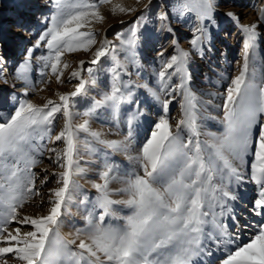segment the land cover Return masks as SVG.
Returning <instances> with one entry per match:
<instances>
[{"label": "snow or ice", "instance_id": "6c2138e0", "mask_svg": "<svg viewBox=\"0 0 264 264\" xmlns=\"http://www.w3.org/2000/svg\"><path fill=\"white\" fill-rule=\"evenodd\" d=\"M45 3L50 11L37 18L39 31L17 25L31 42L11 73L22 82L19 94L9 97L11 110L0 115V264H214L218 254L220 264H264V57L254 58L264 44L258 31L264 29V4L257 23L241 24L238 13H223L238 25L243 43L236 74L222 75L223 91L209 94L219 97L215 108L222 113L221 129L211 132L203 123L202 97L193 89L191 63L212 53L221 0H171L155 22L147 15L152 0L143 11L113 0ZM105 5L113 16L139 14L120 20L127 27L112 40L107 30L97 40L92 25L105 19ZM173 20L190 26L188 48L180 47ZM150 26L173 37L172 53L158 51L154 83L138 84L132 76H142ZM77 52L91 59L73 67L66 56ZM8 63L0 54L5 84ZM34 70L43 86L53 79L76 83L56 92L58 99L37 104L30 92L44 87L36 88ZM140 88L158 107L147 128L150 112ZM77 98H90L83 111H74ZM173 101L180 107L175 122L168 116ZM108 117L122 139L107 138L111 128L93 129V122ZM45 137L52 146L37 143ZM115 153L128 165L115 160ZM45 159L49 166L33 171ZM90 173L97 177L88 181L94 197L78 182ZM248 183L258 187L250 209L261 217L256 223L242 221L236 209ZM77 201L84 224L66 237L63 218ZM28 203L41 212L26 214Z\"/></svg>", "mask_w": 264, "mask_h": 264}, {"label": "rangeland", "instance_id": "374dc122", "mask_svg": "<svg viewBox=\"0 0 264 264\" xmlns=\"http://www.w3.org/2000/svg\"><path fill=\"white\" fill-rule=\"evenodd\" d=\"M38 3H35L34 5L31 3L33 0H0V54L7 57L9 45L13 43L11 39H7V34H9L13 29H15V21H13L12 24L4 23L3 21L7 19L8 17H17L18 15L22 16V19L20 20L19 24L23 23L29 27H32L35 29L40 25L38 21V17H41L42 14H48L50 9L49 7L45 10L44 8H40L43 12H40L39 15H37L33 7L37 6L38 4L42 3V0H37ZM171 0H152V4L148 6V18L155 22V14L156 12L160 11L163 5H166L170 3ZM113 3H124L127 6H134L139 9V11H143L145 8V5L148 4V0H141L139 4L136 3V0H113ZM242 0H221V7L219 11L217 12V19L219 21V28L215 31L214 39H213V50L212 53L204 58L200 59L198 57L193 58V62L191 63V72H192V79H193V89L197 92L198 96L202 97V100L204 102V109L201 111V115L205 117L206 119L203 121L204 124L211 123L212 121L215 122V119H207L208 117H215L218 119L222 115L219 110L215 108V105L219 103V97L216 95H209V94H216L223 91L224 85L227 83L226 79L222 78L235 75L238 69V62L241 61V49H242V43H243V36L240 31H235V28L233 27V21L226 18L223 13L227 11H234L239 14L240 21L243 20V11H242ZM264 4V0H250L248 2V5L251 9L252 20L253 23L258 22V9ZM30 8V11L32 12V16H26V12ZM246 6V7H247ZM110 6L105 5L101 6V11L105 16V19L102 22H98L92 25V29L99 33L100 35L97 36V40H100L105 32L107 30V37L109 40H112L114 38V35L116 32L121 31L122 28L126 29L127 25L122 26L119 21L125 20V21H132L135 19L134 14L132 16L127 15H115L113 16L110 13ZM46 12V13H44ZM250 12V13H251ZM242 16V17H241ZM30 17V18H29ZM29 20H26V19ZM18 24V25H19ZM11 26V27H10ZM43 27V26H42ZM173 27L177 29L176 35L179 37L178 41L180 44H183L185 48L189 47L188 40L190 38V26L182 25V24H176L175 20H173ZM229 27V28H228ZM232 27V28H231ZM39 28L36 30L38 31ZM152 33V40L149 43V45L141 51V63L143 64V72L142 76L137 77L133 74L132 80L135 81L138 84L143 83H149L150 85L154 83L155 78L152 76L153 71L158 67V57L157 52L160 51L162 48L167 49L165 52V55H169L172 53V45L171 40L172 36L164 33H156L155 27L150 26L149 29ZM264 31V29H263ZM264 33V32H263ZM182 34L186 38V43L181 42ZM227 40L229 45H234L233 48V56L230 58V52L229 50L226 51L227 59L223 57V42ZM31 41V37L28 33L23 32V29L20 28L19 32L17 33L16 39L14 40V50L12 53V57L18 59L20 54V48L21 45H23V49H25L27 46L26 44ZM12 44V45H13ZM2 48L4 50H2ZM23 52V50L21 51ZM39 54V53H37ZM264 57V44L261 45V47L258 45L256 52L254 53V58L260 59ZM9 63L7 65L6 71L4 72V76L7 77L8 83H4V79L0 78V99H2V103H4V108H0V113H7L10 111V102L9 97L13 96V94H19V83L18 81H14L11 73L13 72L16 65H12L10 63V57L7 58ZM91 59L90 54L84 53V52H77L74 54H70L66 56V60L75 67L79 60H85L88 61ZM229 60V61H226ZM232 61V62H231ZM230 62L232 66L227 65V63ZM87 66V65H86ZM229 67V68H228ZM233 67H236L235 69ZM232 68V69H231ZM69 69L68 71H70ZM132 71V69H129ZM67 74V73H66ZM32 78L35 82L36 88L39 89L41 87H44V91H35L30 92L29 98L33 100L34 103L37 104H43L46 99H58L55 95L56 92H68L72 90V84L76 83V81H72V83H65L63 85L57 84L55 80L47 85L43 86L39 83V76L36 73V71H33ZM214 78L218 79L221 83V85H217ZM16 83V88L12 87V84ZM101 87H103L107 83V75L101 74L100 81ZM137 94L140 96V99L142 102L146 101L149 110H150V116L148 118V122L144 124V128H147L148 123H150L152 120H155L158 113V107L153 106V102L151 101L150 97L147 96V92L145 89L140 88L137 91ZM91 95H95V91L91 93ZM163 98V97H162ZM88 99L81 100V98H77L78 103L76 109L74 111L79 110L83 111L84 108L87 106ZM179 99V98H178ZM168 116L172 118V122H175L176 119H179L180 117V107L179 104L176 101H173L172 104L169 105V111ZM79 122V121H77ZM62 119L59 121L58 126L56 127L55 131L58 132L60 130V127H62ZM93 129L97 130H103L105 133H109V129H112V132L108 134L107 138L109 139H122V135L114 134L115 133V127L113 126V123L111 121V118H102L99 121H95L92 123ZM221 129V126L218 130ZM205 130L209 131L207 126ZM211 132H216L211 131ZM38 144H41L42 146H52L48 143L47 137L43 141L38 140ZM114 155L118 156L116 158L117 161L121 162L123 165L127 166L128 161L126 160L125 156L121 153H115ZM50 162L45 159L42 165L37 166L33 171L39 173L41 167L49 166ZM51 170V168H50ZM86 178V179H85ZM83 180V190L88 192L90 197H94L96 195L95 190L91 188L90 183L88 181L97 179V177L93 174H89L87 177L84 178H78V181ZM85 184V185H84ZM51 186V185H49ZM112 187H119L117 184H113ZM88 190H91L92 192H89ZM42 192H46L47 189H41ZM36 200H39V197L35 198ZM77 202H74L73 205L70 208V213H66L64 216V226L62 228V234L65 235L74 230L75 227H82L84 224L83 215L84 212L82 209H79L76 204ZM46 209V206H45ZM26 214H39L41 212V209L36 208L31 203H28L25 205V208L23 210ZM67 232V233H66Z\"/></svg>", "mask_w": 264, "mask_h": 264}, {"label": "bare ground", "instance_id": "6f19581e", "mask_svg": "<svg viewBox=\"0 0 264 264\" xmlns=\"http://www.w3.org/2000/svg\"><path fill=\"white\" fill-rule=\"evenodd\" d=\"M250 0H242V2H243V4H242V11H243V15H244V17H243V20L242 21H240V23L241 24H251V23H253V20H252V15H253V13L251 12V9H250V7L249 6H247L248 5V2H249ZM35 3H38V1L37 0H33V2L31 3V5L30 6H32V4L34 5ZM29 6V9L27 10V12L25 13L26 14V16H32L33 14H32V12L30 11V8H32V7H30ZM247 6V7H246ZM44 8L43 10H45V9H47L48 7L46 6V3H45V0H42V3L41 4H38L37 6H35V7H33V9H31V10H35L36 11V13H37V15H39L40 14V12H43V11H40V10H42V9H40V8ZM251 12V13H250ZM44 13H46V12H44ZM47 14V13H46ZM254 16V15H253ZM242 17V16H241ZM30 18V17H29ZM22 19V16L21 15H18L17 17H15V18H13V17H8L7 19H5L3 22L4 23H8L9 25L10 24H12L13 23V21H15V23H13V25L15 24V29H13L9 34H7V39H11V41L14 43V40L16 39V36H17V33L19 32V29H20V27H18L17 25L19 24V22H20V20ZM26 20H29L28 18L26 19ZM11 27V26H10ZM233 27L235 28V31H240V28L238 27V25L234 22L233 23ZM39 28V30L42 28V25L40 24V25H38V27H36L35 29H34V31H36L37 29ZM229 28V27H228ZM232 28V27H231ZM38 30V31H39ZM258 31H260V32H264L263 31V29H261V28H258ZM241 32V31H240ZM176 38L178 39L179 37L176 35ZM181 38H182V40H181V42H183V43H186V38H185V36L182 34V36H181ZM179 40V39H178ZM31 42V41H30ZM29 42V43H30ZM13 43H11L10 45H9V49H8V53H7V58L8 57H10V63L12 64V65H17V62L18 61H20V60H22V58H23V56H22V53L23 52H21L22 50L24 51V49L22 48L23 47V45H21V48H20V54H19V57H18V59H16L15 60V58L14 57H12V53H13V50H14V44ZM29 43H27L26 44V46L27 45H29ZM13 44V45H12ZM180 44V43H179ZM261 45L262 44H260L259 46L261 47ZM180 47H182V48H185V46L183 45V44H180ZM233 48H234V45H229L228 44V41L227 40H225L224 42H223V50H224V53H223V57L225 58V59H227V54H226V51L227 50H229V52H230V58H232V56H233V53H232V51H233ZM2 50H4L3 48H2ZM226 61H229V60H226ZM232 62V61H231ZM233 64V63H232ZM232 64L230 63V62H228L227 63V65H229V66H232ZM229 68V67H228ZM234 69L236 68V67H233ZM232 69V68H231ZM32 74L33 73H31V76H32ZM214 80H215V82L217 83V85L219 86V85H221V83H220V81L218 80V79H216V78H214ZM18 82H20V81H18ZM21 83L22 82H20L19 83V87H21ZM0 108L2 109V108H4V103H2V99H0ZM149 112H150V110H149ZM6 113H3V112H1L0 113V115H5ZM205 126H207V128H208V130L209 131H218V129L220 128V124H219V122H218V119H215V122H211V123H208V124H205ZM148 127V126H147ZM201 139H203V136L201 137ZM57 144L59 145V146H62L61 144H60V142H57ZM118 156H116V155H114L113 154V158L116 160V158H117ZM118 159V158H117ZM86 179V178H85ZM80 184H83V183H85V182H83V180L81 179L80 181H78ZM85 185V184H84ZM119 186V185H118ZM93 190V189H92ZM89 192H92L91 190H88ZM257 193H258V187L254 184V183H248L246 186H245V188L242 190V201L240 202V203H238L237 205H236V209H237V212H238V215H239V217H240V219L242 220V221H244V222H248V223H256V222H258V221H260V219H261V217H259V216H255V215H253L252 213H251V211H250V209H251V207H252V201H253V199H254V197H256V195H257ZM67 233V232H66ZM64 234V233H63ZM252 235V231L251 230H249L248 232H246L243 236H242V239L245 241V242H247L248 241V239H249V237ZM65 236L67 237L68 235L67 234H65ZM213 261H214V264H220V260H219V254L217 255V256H214L213 257Z\"/></svg>", "mask_w": 264, "mask_h": 264}]
</instances>
